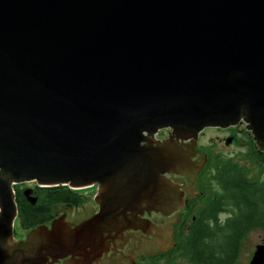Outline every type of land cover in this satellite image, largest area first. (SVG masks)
Returning <instances> with one entry per match:
<instances>
[{"label":"water","instance_id":"1","mask_svg":"<svg viewBox=\"0 0 264 264\" xmlns=\"http://www.w3.org/2000/svg\"><path fill=\"white\" fill-rule=\"evenodd\" d=\"M242 120L264 149V0H0V264L84 256L79 224L99 194L134 219L137 189L173 184L170 144L142 146L145 130L196 137L200 167L196 131ZM27 182L90 203L17 233L14 185ZM249 264H264L263 245Z\"/></svg>","mask_w":264,"mask_h":264},{"label":"flooded vegetation","instance_id":"2","mask_svg":"<svg viewBox=\"0 0 264 264\" xmlns=\"http://www.w3.org/2000/svg\"><path fill=\"white\" fill-rule=\"evenodd\" d=\"M244 125L245 123L240 121L234 126L213 128L225 129L227 131L225 142L227 145H232L244 141L243 136L246 130ZM162 131L167 134L164 138H160L164 136ZM157 133L160 134L158 137H156ZM157 133L152 136L145 130L142 146L158 149L162 144H170L169 163L170 166L174 163L177 168L172 170L173 168L167 167L161 175L175 182L169 186L159 185L156 181L151 183L150 179L147 187L141 189L138 196H136L139 190L137 189L133 197L129 199L131 202L127 201L128 205L133 202L134 207L136 206L134 219L130 217V214L121 213L123 210L119 205V199L116 202L117 197H107L108 199L104 197V199L99 194L98 208L91 215L83 217L79 224L84 228L81 235L87 242L83 243L87 246L84 250L85 255L76 257L69 255L54 264H181L180 262L184 259L187 264H206L191 261L183 255L185 253L189 255L194 230L200 221L203 220L210 227V230L214 232L213 237L227 234L228 231L232 214L227 205V199H222L220 193L213 192L221 186L202 183L210 175L209 169L205 167L206 162L208 159L215 158L216 154L207 152L206 161L203 166L198 167L194 162L195 158H199L198 156L188 159L190 153H194V149L191 150L194 146L188 140L182 142L183 132L180 127L161 128ZM196 133L200 138L203 130ZM228 139H231L230 143H227ZM197 145V152L202 154L206 150L201 148L204 145L199 143ZM180 150L181 154L186 152L182 154L183 160L178 158ZM233 156H224L221 153L217 154L215 159H234ZM178 159L180 162L177 163ZM137 197H140L139 202ZM84 203L89 204V199ZM140 203L144 204L142 209L138 208ZM211 210L213 216L209 215ZM137 214H140V217L137 218ZM48 224L53 225V221ZM134 256L135 259L132 261ZM71 258H75L77 263ZM239 260L240 257L235 264H238Z\"/></svg>","mask_w":264,"mask_h":264},{"label":"trees","instance_id":"3","mask_svg":"<svg viewBox=\"0 0 264 264\" xmlns=\"http://www.w3.org/2000/svg\"><path fill=\"white\" fill-rule=\"evenodd\" d=\"M208 164L210 175L202 183L221 186L213 192L227 199L231 221L227 234L217 237L212 236L214 232L203 220L200 221L194 230L190 253L183 256L198 263L235 264L240 257L243 239L251 230L264 229V162L258 164L253 177L249 176L246 166L231 159H214ZM27 187L26 183L14 185L18 207L16 220L23 229L50 223L59 205L77 206L89 199L86 192L68 185L46 187L35 183L31 188L37 200L31 203L24 194ZM209 215L213 216L212 210Z\"/></svg>","mask_w":264,"mask_h":264},{"label":"rangeland","instance_id":"4","mask_svg":"<svg viewBox=\"0 0 264 264\" xmlns=\"http://www.w3.org/2000/svg\"><path fill=\"white\" fill-rule=\"evenodd\" d=\"M244 126L247 127V123ZM162 133L164 134V136L161 135L162 137L160 138H164L167 136L166 132L164 133L162 131ZM226 133L227 131L225 129L207 127L200 135L199 144L204 145L201 146L202 149H206L208 152L216 154L215 158L217 157V154L221 153L224 156L234 155V161H238L239 163L246 166L249 176L253 177L258 171V169L256 168L258 164L260 162H264V149H262L257 144V141L254 139L255 137L253 133L250 135L248 133V137H245L242 143L237 142V144L234 143L232 145H227L225 142ZM188 141L191 142V140ZM26 184L32 187L34 186L35 182H27ZM89 186L90 185L85 186V188H89ZM47 227H51V224H47ZM25 230L27 229L19 227V224L16 220L14 231H16L17 233H23ZM242 242L243 244H241L240 252L241 256L238 264H249L256 246L258 244L264 246V229L251 230ZM180 263L187 264V261L184 259Z\"/></svg>","mask_w":264,"mask_h":264}]
</instances>
